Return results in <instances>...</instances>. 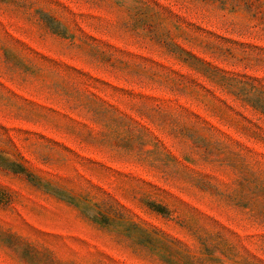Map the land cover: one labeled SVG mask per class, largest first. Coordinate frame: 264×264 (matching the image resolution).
Wrapping results in <instances>:
<instances>
[{
	"label": "rangeland",
	"instance_id": "374dc122",
	"mask_svg": "<svg viewBox=\"0 0 264 264\" xmlns=\"http://www.w3.org/2000/svg\"><path fill=\"white\" fill-rule=\"evenodd\" d=\"M0 264H264V0H0Z\"/></svg>",
	"mask_w": 264,
	"mask_h": 264
}]
</instances>
